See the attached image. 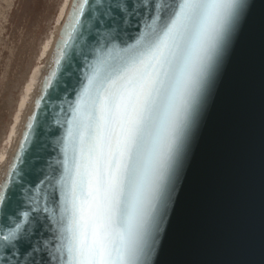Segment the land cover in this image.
Segmentation results:
<instances>
[{
	"label": "snow or ice",
	"instance_id": "1",
	"mask_svg": "<svg viewBox=\"0 0 264 264\" xmlns=\"http://www.w3.org/2000/svg\"><path fill=\"white\" fill-rule=\"evenodd\" d=\"M249 29L264 38V0H75L55 62L78 87L50 104L62 159L35 179L10 165L3 264H154Z\"/></svg>",
	"mask_w": 264,
	"mask_h": 264
},
{
	"label": "water",
	"instance_id": "2",
	"mask_svg": "<svg viewBox=\"0 0 264 264\" xmlns=\"http://www.w3.org/2000/svg\"><path fill=\"white\" fill-rule=\"evenodd\" d=\"M56 58L57 49L1 185L18 153L23 161L18 167L32 179L49 164L59 167L56 141L64 130L53 123L50 104L59 112L60 100L66 94L74 100L78 85L71 68L57 70ZM53 71L54 87L45 94ZM170 220L154 264H264V38L257 29L245 31L227 65L180 208ZM6 256H0V264Z\"/></svg>",
	"mask_w": 264,
	"mask_h": 264
},
{
	"label": "rangeland",
	"instance_id": "3",
	"mask_svg": "<svg viewBox=\"0 0 264 264\" xmlns=\"http://www.w3.org/2000/svg\"><path fill=\"white\" fill-rule=\"evenodd\" d=\"M59 1L0 0V145L16 99L24 91V79L41 63V58L35 59L39 42L64 7Z\"/></svg>",
	"mask_w": 264,
	"mask_h": 264
},
{
	"label": "bare ground",
	"instance_id": "4",
	"mask_svg": "<svg viewBox=\"0 0 264 264\" xmlns=\"http://www.w3.org/2000/svg\"><path fill=\"white\" fill-rule=\"evenodd\" d=\"M74 2L75 0H60L58 2L60 7L61 5L64 6L62 8L63 11L60 13L55 25L49 28L50 32L48 36L39 42L35 56V59H42L41 63L37 67L32 68L24 79L22 86L24 87V91L16 99V102L19 104H16L15 111L11 113L10 121L3 131L2 143L0 145V185L8 165L13 158L22 130L37 99L43 81L52 66L57 43L60 41L70 7ZM66 3L68 5L67 7L65 6Z\"/></svg>",
	"mask_w": 264,
	"mask_h": 264
}]
</instances>
